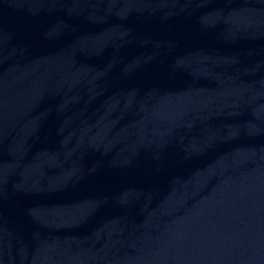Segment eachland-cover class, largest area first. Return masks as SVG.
I'll return each instance as SVG.
<instances>
[{
  "label": "water",
  "instance_id": "1",
  "mask_svg": "<svg viewBox=\"0 0 264 264\" xmlns=\"http://www.w3.org/2000/svg\"><path fill=\"white\" fill-rule=\"evenodd\" d=\"M0 264H264V0H0Z\"/></svg>",
  "mask_w": 264,
  "mask_h": 264
}]
</instances>
